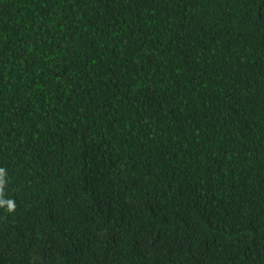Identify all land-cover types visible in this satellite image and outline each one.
<instances>
[{"label":"trees","instance_id":"1","mask_svg":"<svg viewBox=\"0 0 264 264\" xmlns=\"http://www.w3.org/2000/svg\"><path fill=\"white\" fill-rule=\"evenodd\" d=\"M0 264H264V0H0Z\"/></svg>","mask_w":264,"mask_h":264},{"label":"clouds","instance_id":"2","mask_svg":"<svg viewBox=\"0 0 264 264\" xmlns=\"http://www.w3.org/2000/svg\"><path fill=\"white\" fill-rule=\"evenodd\" d=\"M5 175V170L0 168V208H4L7 212L11 213L16 210V203L13 199L4 198Z\"/></svg>","mask_w":264,"mask_h":264}]
</instances>
